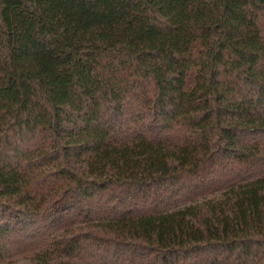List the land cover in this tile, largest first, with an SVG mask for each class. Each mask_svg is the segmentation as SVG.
I'll return each mask as SVG.
<instances>
[{
  "label": "trees",
  "instance_id": "obj_1",
  "mask_svg": "<svg viewBox=\"0 0 264 264\" xmlns=\"http://www.w3.org/2000/svg\"><path fill=\"white\" fill-rule=\"evenodd\" d=\"M0 264H264V0H0Z\"/></svg>",
  "mask_w": 264,
  "mask_h": 264
}]
</instances>
